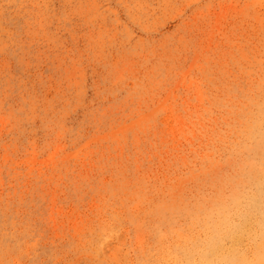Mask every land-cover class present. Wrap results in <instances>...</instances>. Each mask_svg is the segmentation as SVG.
I'll use <instances>...</instances> for the list:
<instances>
[{
    "label": "rangeland",
    "instance_id": "374dc122",
    "mask_svg": "<svg viewBox=\"0 0 264 264\" xmlns=\"http://www.w3.org/2000/svg\"><path fill=\"white\" fill-rule=\"evenodd\" d=\"M241 177L264 264V0H0V264H190Z\"/></svg>",
    "mask_w": 264,
    "mask_h": 264
},
{
    "label": "clouds",
    "instance_id": "9594fccd",
    "mask_svg": "<svg viewBox=\"0 0 264 264\" xmlns=\"http://www.w3.org/2000/svg\"><path fill=\"white\" fill-rule=\"evenodd\" d=\"M240 179L242 182L236 183L227 195L198 215L196 224L200 235L189 241L193 253L190 264H219L210 258L212 249L225 236L239 231L242 224L258 211L256 186L243 182L246 177Z\"/></svg>",
    "mask_w": 264,
    "mask_h": 264
},
{
    "label": "bare ground",
    "instance_id": "6f19581e",
    "mask_svg": "<svg viewBox=\"0 0 264 264\" xmlns=\"http://www.w3.org/2000/svg\"><path fill=\"white\" fill-rule=\"evenodd\" d=\"M174 133V131H172Z\"/></svg>",
    "mask_w": 264,
    "mask_h": 264
}]
</instances>
